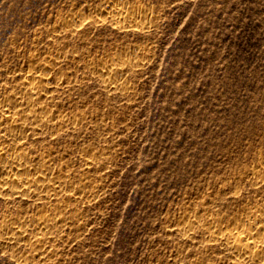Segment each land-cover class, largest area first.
<instances>
[{
  "label": "rangeland",
  "instance_id": "374dc122",
  "mask_svg": "<svg viewBox=\"0 0 264 264\" xmlns=\"http://www.w3.org/2000/svg\"><path fill=\"white\" fill-rule=\"evenodd\" d=\"M96 1L0 0V105L29 53L48 59L58 49L68 83L53 94L54 107L84 114L23 145L31 155L64 152L59 162L74 178L85 170L83 151H106L88 168L97 188L82 193L89 198L62 189L36 201L0 193V220L36 215L55 200L65 215L75 208L82 216L58 227L44 252L0 245V264H21L22 250L41 264H232L233 255L201 231L178 227L184 214L205 225L206 214L247 225L244 211L264 205V0H123L157 10L143 31L96 20L104 16ZM74 11L85 25L53 40ZM139 48L147 54L126 71L128 95L104 88L90 69L101 56Z\"/></svg>",
  "mask_w": 264,
  "mask_h": 264
},
{
  "label": "bare ground",
  "instance_id": "6f19581e",
  "mask_svg": "<svg viewBox=\"0 0 264 264\" xmlns=\"http://www.w3.org/2000/svg\"><path fill=\"white\" fill-rule=\"evenodd\" d=\"M95 6L104 14V16H97L96 20L108 17L114 25L131 29L141 28L142 31L150 26L149 24L153 22L157 14V10L142 2H135L127 6L123 0H114L107 4L99 0L96 1ZM84 19L87 18L78 11L71 12L62 20L60 19V31L66 29V32L62 34L58 30L59 28L57 29L59 32L54 29L51 33L53 40H64L78 27L85 25ZM57 50H49L50 57L48 59L40 58L35 53H29L25 58L26 68L20 73L18 82L15 81L14 89L6 91L2 95L0 105V131H2L0 138V193L11 198L19 197L36 201L38 198L48 197L50 194H59L62 189L69 191V197L77 199L80 196L79 199H85L89 196H87L88 193L82 194L83 192L91 193L97 189L94 185L96 183L92 182L91 177L89 178L88 168L96 164L100 157L105 156L104 148L89 147L87 151H83L80 157L86 165L85 170H80L82 175L74 178L70 174V170L73 172L72 169L69 167V170L66 165L59 162V159L64 156V152L49 147L39 153L34 152L36 155H31L32 152L30 153L23 145L28 138L38 139L45 131H48L52 136L63 126L67 127L68 124L75 126L84 118L81 111L66 114L57 106L54 107L53 94L66 85L65 83H68L63 76V69L59 62L61 59L59 57L62 54ZM146 54L147 52L140 48L133 49L131 52L128 50L118 51L113 55L108 56L107 54L105 57H99L89 67L97 74L104 88L128 95L131 93V89L125 80L128 76L126 71L140 66V62L146 57ZM94 169L96 168L94 167ZM262 171H264V167ZM253 173L256 172L253 171ZM53 197L55 198V196ZM51 203L49 210L43 208L44 206L38 207L36 215L18 211L13 214L14 216L12 214L4 216L0 220V245L11 248L23 246L24 249L31 247L35 250L39 248L44 252V243L52 239V235L58 227L65 226V224H77V220L82 217H79V212H76L75 208L72 209L75 211L65 215L66 213H62L59 208V202L55 200ZM65 203L67 202L65 201ZM68 206L71 207V205ZM62 207L64 206L62 205ZM190 216V214L186 216L184 214L179 219L178 228L182 233L189 235L194 230L201 231L206 236V241L233 255L232 264H262L264 262V205L244 211L243 216L248 219L247 225H242L237 219H234L232 225L228 226L223 218L213 214H206L205 219L208 224L205 225L202 222V217ZM78 221L80 222V220ZM17 253L18 256H15L19 258L21 264H41L34 261L32 253H26L24 250ZM193 264H200V262L195 259Z\"/></svg>",
  "mask_w": 264,
  "mask_h": 264
}]
</instances>
